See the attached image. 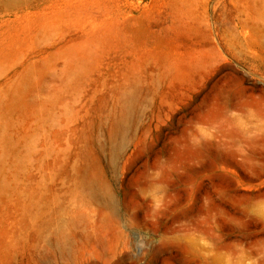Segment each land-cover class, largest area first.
Wrapping results in <instances>:
<instances>
[{"label": "rangeland", "instance_id": "obj_1", "mask_svg": "<svg viewBox=\"0 0 264 264\" xmlns=\"http://www.w3.org/2000/svg\"><path fill=\"white\" fill-rule=\"evenodd\" d=\"M0 264H264V0H0Z\"/></svg>", "mask_w": 264, "mask_h": 264}]
</instances>
